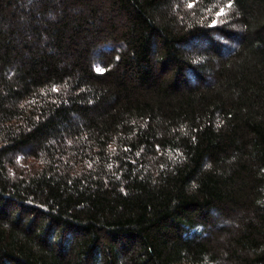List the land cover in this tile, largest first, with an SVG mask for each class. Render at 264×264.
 <instances>
[{
    "label": "trees",
    "instance_id": "16d2710c",
    "mask_svg": "<svg viewBox=\"0 0 264 264\" xmlns=\"http://www.w3.org/2000/svg\"><path fill=\"white\" fill-rule=\"evenodd\" d=\"M0 264H264V0H0Z\"/></svg>",
    "mask_w": 264,
    "mask_h": 264
},
{
    "label": "rangeland",
    "instance_id": "374dc122",
    "mask_svg": "<svg viewBox=\"0 0 264 264\" xmlns=\"http://www.w3.org/2000/svg\"><path fill=\"white\" fill-rule=\"evenodd\" d=\"M217 22V20H215L214 22H213V24H215ZM198 44H201V43H198ZM197 46H200V45H197Z\"/></svg>",
    "mask_w": 264,
    "mask_h": 264
},
{
    "label": "snow or ice",
    "instance_id": "6c2138e0",
    "mask_svg": "<svg viewBox=\"0 0 264 264\" xmlns=\"http://www.w3.org/2000/svg\"><path fill=\"white\" fill-rule=\"evenodd\" d=\"M231 5L229 4V7H230ZM221 14H222V12H221ZM98 71L100 70V69H97Z\"/></svg>",
    "mask_w": 264,
    "mask_h": 264
}]
</instances>
